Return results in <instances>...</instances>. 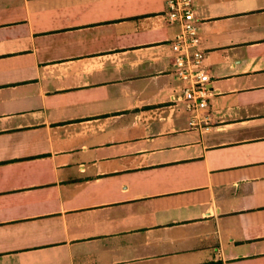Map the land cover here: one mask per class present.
<instances>
[{"label": "crops", "instance_id": "obj_1", "mask_svg": "<svg viewBox=\"0 0 264 264\" xmlns=\"http://www.w3.org/2000/svg\"><path fill=\"white\" fill-rule=\"evenodd\" d=\"M194 6L203 127L166 0H0V264H264V0Z\"/></svg>", "mask_w": 264, "mask_h": 264}, {"label": "built area", "instance_id": "obj_2", "mask_svg": "<svg viewBox=\"0 0 264 264\" xmlns=\"http://www.w3.org/2000/svg\"><path fill=\"white\" fill-rule=\"evenodd\" d=\"M162 17L167 24H176L178 32L170 41L174 76L183 83L180 94L172 96L183 102L189 115L190 127H203L209 121V98L215 93L210 84L204 60L206 52L200 47V18L194 0H166Z\"/></svg>", "mask_w": 264, "mask_h": 264}]
</instances>
